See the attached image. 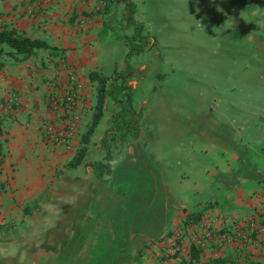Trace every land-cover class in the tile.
Returning a JSON list of instances; mask_svg holds the SVG:
<instances>
[{
  "label": "crops",
  "instance_id": "0c3cea01",
  "mask_svg": "<svg viewBox=\"0 0 264 264\" xmlns=\"http://www.w3.org/2000/svg\"><path fill=\"white\" fill-rule=\"evenodd\" d=\"M130 1L151 41L131 57L138 73L125 81L139 132L110 136L111 174L100 181L89 166L69 163L93 119L90 74L125 68L134 28L124 2L0 0V32L49 47L26 55L0 44V264H189L192 246L200 248L192 264H264V232L235 235L250 216L264 226V0ZM174 46L181 55L170 53ZM168 66L188 83L172 103L181 120L144 123L145 107L157 108L151 93L170 85L161 78ZM71 71L83 92L75 148L66 151L45 140L44 126ZM118 111L107 98L87 162L104 159L102 135ZM36 204L39 216L24 214ZM195 211L200 219L185 222ZM204 223L212 236L197 246Z\"/></svg>",
  "mask_w": 264,
  "mask_h": 264
},
{
  "label": "trees",
  "instance_id": "16d2710c",
  "mask_svg": "<svg viewBox=\"0 0 264 264\" xmlns=\"http://www.w3.org/2000/svg\"><path fill=\"white\" fill-rule=\"evenodd\" d=\"M121 1L125 4V21L134 26V33L131 36L125 37L126 45L128 47V51L125 56V68L122 71H114L109 76L97 72L90 74V78L97 81V95L93 119L90 127L81 137L82 145L78 147L74 158L69 163V166L72 168H77L82 165L85 167L89 166V168L92 169L94 176L100 181L108 180L111 174L113 159L110 151V144L108 142L110 136L117 133L121 140H123L127 136L136 138L139 132V114L132 106L130 87L125 84V81L138 73V70L134 69L129 64L128 61L130 57L142 53L146 49L149 41L147 39V35L145 36L143 34L142 24L136 22L134 19V3L130 0ZM111 3H113V0H106L104 9H108ZM136 39L139 43L136 42ZM1 43H6L15 51L25 53L26 55L30 54L35 48H49L43 41L16 35L14 32L7 30L0 32V44ZM107 98H110L116 106H118L119 111L115 114L113 123L104 131L102 135L101 143L106 152L105 157L101 161L87 162V144L90 142L94 134V130L99 125L103 117L105 100ZM42 211L43 210L39 204L31 207L26 206L24 208V214L32 217L39 216ZM200 215L201 211H195L188 214L185 222H189L190 220L197 221L200 219ZM199 252V247L192 246L190 248L189 264L199 260Z\"/></svg>",
  "mask_w": 264,
  "mask_h": 264
},
{
  "label": "built area",
  "instance_id": "2783aa9c",
  "mask_svg": "<svg viewBox=\"0 0 264 264\" xmlns=\"http://www.w3.org/2000/svg\"><path fill=\"white\" fill-rule=\"evenodd\" d=\"M51 0H40L39 4H47ZM56 87V83L54 84ZM83 92V84L80 81L78 75L71 71L62 89V97L60 101H54L51 106V111L53 114V123H47L44 126V138L47 142L53 145L61 146L66 151H73L74 139L79 129L81 116L77 108L76 103L81 100ZM13 104V100H9ZM69 114V120L65 119V115ZM66 121V122H65ZM65 122V124H64ZM58 124V125H57ZM64 124V127L58 128ZM247 230L243 233L238 231L235 233L238 237L247 236L255 232H264V226L259 223L256 216H250L246 221ZM212 236V227L209 223H204L202 225V233L199 239H194L195 245H203L205 239H209ZM223 240L231 241L232 235L223 233L220 236Z\"/></svg>",
  "mask_w": 264,
  "mask_h": 264
},
{
  "label": "rangeland",
  "instance_id": "374dc122",
  "mask_svg": "<svg viewBox=\"0 0 264 264\" xmlns=\"http://www.w3.org/2000/svg\"><path fill=\"white\" fill-rule=\"evenodd\" d=\"M134 7H135V4H134ZM170 7L172 9H176V8H178V3L176 1H173L170 3ZM124 21H125V19H124ZM135 21L138 22L137 20H135ZM182 21L184 22V18L182 19ZM191 21H194V20H191ZM171 22H173V21H171ZM138 23L142 24V26H143V23H141V22H138ZM128 26H130L132 29L134 28V26L132 24H128ZM185 30H186V28H185ZM191 32L193 34L195 33V32H193V30ZM192 33H190L188 35V39H187L188 44L190 41L194 40V37L191 38ZM143 34L145 36L146 35L149 36L148 33L145 32L144 26H143ZM181 34L182 35H181L180 41L186 42V34L184 35V31H182ZM169 36H170V38L168 40L169 43L179 45L178 40L176 38V34H174V35L170 34ZM182 36H184V38H182ZM148 41H149V43L151 42L150 40H148ZM136 42L139 43V41L137 39H136ZM170 53H172V55L178 56V54H180V55L182 54V50H179L178 46H174V47H171ZM133 56H136V55H133ZM131 57H130V59H131ZM130 59L128 61L129 63H130ZM167 69L168 70L166 71V74L163 75V77H161V78L163 80H166L165 83L163 82L164 84L170 83V85H168L166 87L162 86L161 87L162 89H158V90L156 89L155 91H153L151 93L149 106L153 107V103L155 101V103H157V105H156L157 108L154 107V109H152L149 107L148 108L145 107L146 109L143 110V115H142L143 116L142 121H144V123L146 122L148 124L149 121L153 120L152 122H153L154 126L155 125L158 126V124L162 125L163 122L165 124V123L175 122V121L180 122V120H181V115L177 114L179 112V108L177 106L175 108L172 105V103L175 101H180V102L182 101V98L179 96L181 95V91L188 87V83H184L181 85V83H179V80H180V78H182L181 75H184V74L176 73L175 69L172 68V70H171L170 66H168ZM172 79L174 81H172ZM157 91H159V95L161 92L167 91V94H169L171 97L169 96L168 98L167 97L165 98L163 96H161V97L159 96V98H158V94L156 96ZM131 103H132V101H131ZM132 106H133V104H132ZM113 116H115V114H113Z\"/></svg>",
  "mask_w": 264,
  "mask_h": 264
}]
</instances>
